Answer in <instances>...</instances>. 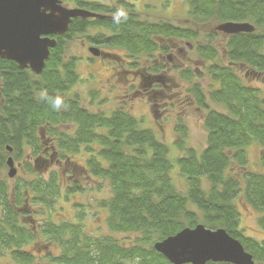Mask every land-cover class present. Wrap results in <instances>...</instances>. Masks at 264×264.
Instances as JSON below:
<instances>
[{
	"label": "trees",
	"instance_id": "16d2710c",
	"mask_svg": "<svg viewBox=\"0 0 264 264\" xmlns=\"http://www.w3.org/2000/svg\"><path fill=\"white\" fill-rule=\"evenodd\" d=\"M188 1L193 27L142 21L134 10L121 22L75 18L65 35H55L58 43L40 75L0 58V256L10 250L16 260L32 261L23 246L41 238L45 247L59 248L58 254H48L55 264H173L154 244L204 224L225 229L256 261H264V240L243 234L239 211L243 200L260 214L258 224L264 228V171L249 169L248 153L254 144L264 149V94L246 80L251 75L264 84V0ZM227 21L250 22L255 30L225 36L222 46L212 43L218 32L206 34L208 43L198 42L202 25ZM95 26L114 31L110 40L102 38L105 45L124 47L134 65L142 56H157L162 36L195 41L206 85L194 81L190 68L181 69L180 77L189 84L185 101L204 111V148L188 146L183 117L175 122L177 139L170 148L132 112L91 111L78 94L70 93L80 79L78 58H68L65 45ZM157 92L161 90L149 95ZM57 98L63 104L60 109L52 106ZM209 100L225 110L211 108ZM84 154L85 162L79 163L76 155ZM9 156L24 160L25 173L32 174L18 178L12 189L2 176ZM51 163L57 167L46 175L38 170ZM87 179L94 181L92 188L99 182V188L105 181L110 184V196L98 203L99 210L106 211L110 234L86 233L84 208L77 222L47 218L35 234L25 219L29 205L47 212L59 199L84 192ZM122 233L133 235V240L121 241L116 235Z\"/></svg>",
	"mask_w": 264,
	"mask_h": 264
},
{
	"label": "rangeland",
	"instance_id": "374dc122",
	"mask_svg": "<svg viewBox=\"0 0 264 264\" xmlns=\"http://www.w3.org/2000/svg\"><path fill=\"white\" fill-rule=\"evenodd\" d=\"M64 5L69 8L76 7L77 0H63ZM108 2L110 0H102ZM149 3V6L141 10L142 14L139 19L142 21H160L163 19L170 20L173 23L181 25L182 27H187L191 25L189 16V4L187 0H172L167 7H163V2L161 0H143ZM76 3V4H75ZM139 6L137 10H139ZM217 22H210L208 24L202 25L199 29L200 35L198 42L208 43L209 39L206 34L211 32H216L215 27ZM103 29L95 28L88 31L87 33H79L72 40H69L66 47V55L68 58L76 57L77 62V72L79 75V81L70 90L71 94H78L81 101L85 106H87L91 111H103L105 113H110L111 111L123 108L132 112L136 117L143 120V126H148L155 129L159 138L167 142L171 146L175 143L176 135L174 131L175 122L177 118L183 117L188 126L189 138H187L188 146L195 147L201 150L206 145L207 131L203 125V114L204 111L198 109V107L193 103H187L185 97H187V84L181 77L180 72L177 70L179 62H188V57H192L193 61L191 69H193L196 77L194 81H199L201 84L206 85V80L200 75L205 73V64L203 65L199 60V57L195 49V41L191 40V45H193V53L189 45L186 47V56L182 57L179 55L177 63L175 64L169 59L159 60L158 56L156 63L155 58L147 60L142 56L139 65H134V58L129 56L128 51L121 46H100L104 51H110L114 54L120 55L123 59H117L116 57L107 58H95L90 55L87 46L84 45V41L90 46H96L88 39L87 35H93L99 32H103ZM86 34V35H85ZM189 40V39H188ZM225 41L223 38L218 37L216 40H212V43L222 46ZM91 56V59H88ZM134 59V60H133ZM145 59V60H144ZM127 61H130L127 63ZM159 62V63H158ZM168 63L174 65L173 70L169 71L168 74L172 75L167 80L168 85L165 90L157 92L158 94L152 95L148 94L146 90L144 93L139 95H134L136 90L143 92L140 88V77L135 76L133 72L124 74V69H133L135 71L139 70L144 72L145 68L153 69L154 66L162 65L166 68ZM186 64H190L189 62ZM162 67V66H161ZM162 67V69H163ZM137 72V71H136ZM136 74H139L138 72ZM241 74L246 73L241 70ZM246 80L255 86H259L263 89L264 94V84L260 78H255L254 76L247 75ZM157 86L156 88H160ZM152 88V87H151ZM155 88V87H154ZM150 89V88H149ZM70 94V95H71ZM94 97H93V96ZM158 104V105H155ZM209 106L211 108L224 111V107L212 100H209ZM68 128H71L70 126ZM60 129H65L60 128ZM49 138V137H46ZM50 139V138H49ZM52 142V141H51ZM51 142L49 145L51 146ZM47 144V146L49 147ZM48 152L49 151V148ZM52 153V152H51ZM250 158L249 169L255 171H264V149L260 146L254 144L248 149ZM177 155L178 152H174L173 155ZM87 154L76 155L75 159L79 163H84ZM24 160L15 161L17 167V175L14 178L8 176V167L3 171V178L7 180L10 189L13 188L15 182L18 178L23 176H28L32 178V174L25 173L23 168ZM32 165H35V158H31ZM56 164L51 166L47 165L46 168L38 167V170L46 175L47 171L55 170ZM175 180L178 184L183 186V181L178 174L175 173ZM34 176V175H33ZM185 178L183 177V180ZM66 180V178H64ZM186 182V181H185ZM87 189L84 192L74 193L68 197H64L58 200L55 207H50L48 211H43L44 209L39 208L38 205L31 203L28 207L27 219L28 226L33 229V232L37 234V229L42 226L44 220L50 218V220L55 222H60L61 220H67L71 222H77L78 213L83 210L86 211V216L84 218V230L88 234L92 235H107L110 231L106 225L105 217L106 211L99 210L98 203L110 196L111 187L110 184L105 181L102 188H99L100 182L95 188L94 181L87 179L86 181ZM88 201H93L94 205L88 204ZM239 202V201H238ZM85 204V205H82ZM239 211L241 216V229L245 236L252 237L255 240H264V228L258 224V217L260 214L255 211L250 205L243 202H239ZM44 212V213H43ZM21 220V216L19 217ZM37 236V235H36ZM116 237L121 239L125 243H129L133 240V235L128 234H117ZM44 239L38 238L32 242H28L23 246V249L27 251L32 257V261L23 262L16 260L11 251H7L5 254L0 256V264H42V263H53L48 259V254H58L60 252L59 248L50 245L48 247L44 246ZM256 264H264V261H256Z\"/></svg>",
	"mask_w": 264,
	"mask_h": 264
},
{
	"label": "water",
	"instance_id": "95a60500",
	"mask_svg": "<svg viewBox=\"0 0 264 264\" xmlns=\"http://www.w3.org/2000/svg\"><path fill=\"white\" fill-rule=\"evenodd\" d=\"M103 17L83 8H69L63 0H0V58L12 60L21 68H30L40 75L56 47L55 35L66 34L73 19ZM216 32L234 35L253 32L250 22H220ZM91 51L95 55L97 48ZM12 151L11 147H8ZM12 156L7 158L8 176L17 175ZM154 248L173 264H206L209 261L232 264H256L254 256L245 250L237 238L225 229H210L204 224L186 227L177 234L157 241ZM54 264V263H42Z\"/></svg>",
	"mask_w": 264,
	"mask_h": 264
},
{
	"label": "flooded vegetation",
	"instance_id": "af4514ba",
	"mask_svg": "<svg viewBox=\"0 0 264 264\" xmlns=\"http://www.w3.org/2000/svg\"><path fill=\"white\" fill-rule=\"evenodd\" d=\"M161 1L163 2V5H164L163 7H167V5L172 0H161ZM81 2H82L81 5H79L78 3L77 4L75 3L76 7L87 9V10L93 11L95 13L101 14L103 16V17H87V18L99 19V20H105V21L108 20V21H115V22H121L126 18L125 16H121L119 18V20H117L116 13L119 10H123L126 13V16H128V13H130L131 11L134 10V12H136V14H138V16H140L143 12V11L141 12V10H143L145 7L149 6V3L147 1H143V0H110L108 2H104L102 0H81ZM187 2L189 4L188 0H187ZM63 3H64V1H63ZM138 6L140 8L139 10H137ZM189 10H190V5H189ZM81 18H83V17H81ZM87 18H84V19H87ZM189 20L191 22L190 23L191 25H189V26L193 27V21L191 19H189ZM160 21H163V23H170L176 28H182L181 25L173 23L170 20L163 19ZM95 28H100V29H103L104 31L96 33V35L95 34L90 35V36L87 35L88 39L92 42V44H96V46H91V45L89 46L86 43V41L83 42L84 45L87 46V49H88L90 55H92V57L100 58V59H103V58L111 59V58L116 57L117 59L122 60L123 58L120 55L114 54L113 52H110V51H104L103 49L100 48V46H107L105 44L108 43L107 41H104L102 39L103 37L110 40V38H112V36L115 35L114 31H112L111 29L104 28L102 26L101 27H96V26L95 27H88L83 31L82 34L87 33L88 31L93 30ZM98 34L103 35V36L98 37L97 36ZM218 34H219L218 37L223 38V41H224L225 36L223 35L224 36L223 37L222 34H220V33H218ZM191 40L192 39L188 40L185 38L182 39L180 37L168 38V37L162 36L160 39V42H159L160 49L157 53L159 60L164 61L166 59H169L176 64L178 61V58H180L179 55H181L182 57L186 56L185 45H189L190 47H192L191 50L193 53V45H191V42H190ZM93 47L97 48V50L100 52L99 55H95L91 51V49ZM129 56L131 58H133L131 54H129ZM157 56L154 59L155 63L157 61H159L157 59ZM92 57L88 56V59H91ZM147 60H149V59L147 58ZM187 60L190 64H186L188 62H182L183 64H181L179 62V66H177V70L179 72L181 71V69H185V68L191 69L193 61L196 62L195 60H193L192 57H188ZM129 62L130 61H127V63H129ZM131 63H133V61ZM161 66L163 67V64L158 65L157 67L154 66L153 69H151V71H149V69L145 68L144 72H141V71L136 70V69H135V71L133 69H124V74L133 72V74L135 76L140 77V88L143 89V92H141L140 90H136L134 92V95H136V94L139 95L141 93H144L145 90L148 94L151 91H155L156 89H161L163 91L165 90V87L168 85L167 80L169 81L170 76H172V75L168 74V72L174 71L173 70L174 65H170V63H168L167 67L166 68L163 67V69ZM191 70H193V69H191ZM136 71L139 74H136L137 73ZM157 86H161V87L156 88ZM155 105H158V104H155Z\"/></svg>",
	"mask_w": 264,
	"mask_h": 264
},
{
	"label": "clouds",
	"instance_id": "9594fccd",
	"mask_svg": "<svg viewBox=\"0 0 264 264\" xmlns=\"http://www.w3.org/2000/svg\"><path fill=\"white\" fill-rule=\"evenodd\" d=\"M121 16H125L126 17V13L123 11V10H119L117 13H116V18L117 20H119V18ZM55 109H60L63 104H62V101L61 99L57 98L55 99V101L53 102V105H52Z\"/></svg>",
	"mask_w": 264,
	"mask_h": 264
}]
</instances>
